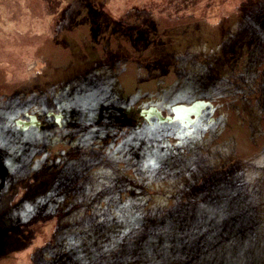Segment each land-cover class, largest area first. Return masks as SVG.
<instances>
[{"label":"rangeland","instance_id":"1","mask_svg":"<svg viewBox=\"0 0 264 264\" xmlns=\"http://www.w3.org/2000/svg\"><path fill=\"white\" fill-rule=\"evenodd\" d=\"M0 141V264H264V0H0Z\"/></svg>","mask_w":264,"mask_h":264},{"label":"snow or ice","instance_id":"2","mask_svg":"<svg viewBox=\"0 0 264 264\" xmlns=\"http://www.w3.org/2000/svg\"><path fill=\"white\" fill-rule=\"evenodd\" d=\"M100 103H108L107 100L104 99V96H101L96 91L88 92L83 95L78 94L77 96L73 97L70 101L67 102L65 106H75L85 112L88 113L89 117L94 115V109L100 104ZM203 107H207L208 111H213L210 105L205 106L202 101H197L194 104H190L189 106L185 105H179L176 108H172L173 112H182L185 113V117L177 116L175 118L170 117L169 122H171L173 119L177 120L179 122V128L181 131L175 132V134L179 137H183L184 135H192L196 132L195 126L204 127L205 129L213 123V121L208 118V124H202L200 123L201 118H207V112H201L200 109ZM147 114L149 116L154 115V109H148L147 106H145ZM143 114V113H142ZM195 115L196 119H188L187 117L191 115ZM34 119V117H33ZM57 122H59L60 117H56ZM158 123H163L162 121H158ZM189 125H193L194 127H189ZM156 125H150L146 131L151 135L152 131L156 128ZM184 128H187V132L182 131ZM172 132H166L165 135H172ZM159 138V137H157ZM185 141L182 139H178L177 143L181 144ZM0 143H3V141H0ZM161 157H163V153L159 154ZM149 165H151L152 169H157L160 167V162L157 159L149 158L148 161L144 164V167L147 168ZM118 214V213H117ZM137 216H139V213H136ZM125 231H128V229H125Z\"/></svg>","mask_w":264,"mask_h":264},{"label":"bare ground","instance_id":"3","mask_svg":"<svg viewBox=\"0 0 264 264\" xmlns=\"http://www.w3.org/2000/svg\"><path fill=\"white\" fill-rule=\"evenodd\" d=\"M177 114H182V116H183V115H186L185 113H182V112H177ZM183 117H184V116H183Z\"/></svg>","mask_w":264,"mask_h":264}]
</instances>
